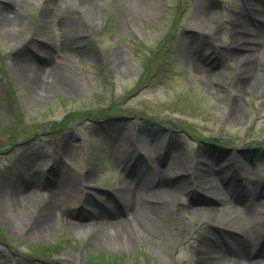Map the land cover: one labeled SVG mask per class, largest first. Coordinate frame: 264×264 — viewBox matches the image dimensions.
Returning a JSON list of instances; mask_svg holds the SVG:
<instances>
[{
	"label": "rangeland",
	"instance_id": "obj_1",
	"mask_svg": "<svg viewBox=\"0 0 264 264\" xmlns=\"http://www.w3.org/2000/svg\"><path fill=\"white\" fill-rule=\"evenodd\" d=\"M215 1L222 8L237 0ZM201 4L0 0V264H89L102 257L114 264H199L222 238L237 245L238 235L218 231L242 230L203 188L209 168L231 194L253 187L264 217V96L242 94L238 83L218 86L212 76L204 83L195 69L198 46L204 41L222 52L229 32L226 19L198 30ZM61 73L74 83L62 82ZM233 101L242 106L238 119L229 116ZM145 138L157 145L155 167L165 168L168 151L191 177L182 203H164V213L151 217L153 235L131 204L133 180L158 178L152 167L138 169L147 162L138 155ZM228 162L231 168L217 169ZM240 166L245 180L231 179ZM55 170L67 178L60 206L51 205L48 224L30 229ZM162 173L168 186L179 176ZM13 190L28 193L14 210L3 200ZM115 220L126 231L117 237L108 227Z\"/></svg>",
	"mask_w": 264,
	"mask_h": 264
},
{
	"label": "bare ground",
	"instance_id": "obj_2",
	"mask_svg": "<svg viewBox=\"0 0 264 264\" xmlns=\"http://www.w3.org/2000/svg\"><path fill=\"white\" fill-rule=\"evenodd\" d=\"M200 1L202 2L199 10L201 19L198 30L204 31L207 26L215 24L221 19H226L229 25H227L229 45L222 52L221 50H217L215 46L213 49H210L204 41L198 46V67L195 69L205 77L204 83L208 86L209 82L206 77L212 76L211 78L216 80L218 86L227 83H238L242 94L261 92L264 96V66L262 67L264 63V0H237L234 3L223 1L221 2L222 8L217 5L215 0ZM11 4L13 3L11 2ZM10 19L15 21L13 17ZM42 70L46 71L45 67ZM60 78L65 80L62 82L66 84L71 85L74 83L63 73H61ZM241 112L242 106L240 103L233 101L229 116L238 119L241 117ZM141 142L145 144L146 149L143 155L142 153L138 155L141 160L147 162L145 164L144 162L142 163V169H140L139 165L138 169L142 171L146 170V167H152V170H155L154 172L158 174V178L147 176V184H143L145 182H141L139 177H137L138 182L133 180L134 200L131 204L148 234L153 235V231L150 229L151 217L158 216V214L161 216L164 213V203H182V198L187 193L186 187H190L191 177L184 174L186 172L182 163L177 157H172L168 151H164L165 157H162L161 161L162 166L165 168L161 170L155 167V151H158L156 143L148 138L141 140ZM152 157L153 159H151ZM199 162L200 167H204L206 165V158H203ZM230 164V162L219 164L217 169L221 170V166L229 169L231 168ZM240 168L241 171L239 170L236 174L235 171L233 172L231 179L245 180L244 169L242 166ZM171 170L178 173L175 176H179L173 179L175 181L172 184L173 186H168L163 182L161 175H164L162 172H170ZM215 170V168L207 170V175L211 178H204L202 186L211 192L210 196L216 199L217 203L222 204L226 214L232 217L242 230L238 228H226L223 231H218L219 234H224L225 231H228L229 233L238 235L240 239L237 240V245H228L226 238H222V246L213 244L210 247L211 253L204 252L199 264H264V217L258 216L261 203L256 198L258 195L255 194V189L243 185V188L236 192V194H231L227 189L221 188L219 178L213 176V173L218 175ZM203 171L205 172V170ZM182 175L185 176L182 178ZM143 178L145 177L143 176ZM49 179L50 186L48 187L50 194L45 197L47 202L42 205L37 217L32 221L30 229L48 224L52 217L50 212L53 211L51 205L60 206L62 188L67 183L66 175L61 171H56V173L54 172V176L49 177ZM176 182L178 184L175 185ZM28 186L36 187L31 182H28ZM31 191L33 192L34 189H31ZM128 191L130 192L131 189L128 188ZM26 195L28 193H25L23 190H13L10 191L7 197L4 196L3 200L6 204L7 202L11 203L10 209L14 210L17 205V199L23 198L22 196L26 198ZM186 209L201 214H208L212 211L211 206H186ZM118 223L119 221L117 220L108 223V227L116 233V237L118 235L121 236V233L125 231ZM78 224L82 226L81 222H78ZM209 235V241L215 238L213 234L209 233ZM259 237L262 239L259 240ZM249 246L254 250L248 248Z\"/></svg>",
	"mask_w": 264,
	"mask_h": 264
},
{
	"label": "trees",
	"instance_id": "obj_3",
	"mask_svg": "<svg viewBox=\"0 0 264 264\" xmlns=\"http://www.w3.org/2000/svg\"><path fill=\"white\" fill-rule=\"evenodd\" d=\"M98 260H88L89 261V264H95L96 261H97V264H112L111 262H113L114 264V261L115 260H112V261H107V259L105 257H102V258H97ZM116 264V263H115Z\"/></svg>",
	"mask_w": 264,
	"mask_h": 264
}]
</instances>
